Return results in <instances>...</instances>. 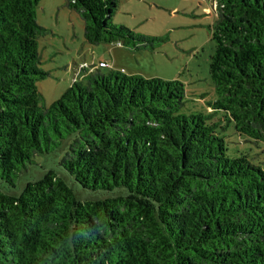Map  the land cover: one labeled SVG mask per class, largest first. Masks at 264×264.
Here are the masks:
<instances>
[{"label": "trees", "instance_id": "1", "mask_svg": "<svg viewBox=\"0 0 264 264\" xmlns=\"http://www.w3.org/2000/svg\"><path fill=\"white\" fill-rule=\"evenodd\" d=\"M39 0H0V264H264V169L217 128L264 137V0H217L209 75L221 112L180 110L184 85L78 66L42 104ZM87 43L153 49L116 0H64ZM94 68V69H93ZM49 169L20 183L35 158Z\"/></svg>", "mask_w": 264, "mask_h": 264}, {"label": "rangeland", "instance_id": "2", "mask_svg": "<svg viewBox=\"0 0 264 264\" xmlns=\"http://www.w3.org/2000/svg\"><path fill=\"white\" fill-rule=\"evenodd\" d=\"M217 0H116L111 18L117 25L128 27L137 34L157 37L153 49L131 50L118 43H87L83 37V22L76 12L64 5V0H39L35 12L38 24L51 33L39 38L40 68L49 75L36 82L43 95L42 104L49 106L71 85L82 63L98 65L102 73L120 70L140 74L145 78L177 80L184 85L181 112L210 114L217 122L222 113L211 112L208 103L215 93L209 75V61L214 49L211 38ZM94 69V68H93ZM218 127L224 139L226 154L247 159L264 169V137L254 140L235 131L233 123ZM57 156L49 154L35 158L22 172L20 183L30 177L54 169Z\"/></svg>", "mask_w": 264, "mask_h": 264}, {"label": "built area", "instance_id": "3", "mask_svg": "<svg viewBox=\"0 0 264 264\" xmlns=\"http://www.w3.org/2000/svg\"><path fill=\"white\" fill-rule=\"evenodd\" d=\"M119 44V43H118ZM84 65H86L85 63H82L80 66H84ZM98 66L99 67H109V63H107V62H105V61H100L99 63H98ZM122 71H123V69H121Z\"/></svg>", "mask_w": 264, "mask_h": 264}, {"label": "crops", "instance_id": "4", "mask_svg": "<svg viewBox=\"0 0 264 264\" xmlns=\"http://www.w3.org/2000/svg\"><path fill=\"white\" fill-rule=\"evenodd\" d=\"M120 69H123V67H121ZM125 73V72H124Z\"/></svg>", "mask_w": 264, "mask_h": 264}]
</instances>
